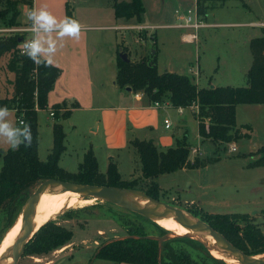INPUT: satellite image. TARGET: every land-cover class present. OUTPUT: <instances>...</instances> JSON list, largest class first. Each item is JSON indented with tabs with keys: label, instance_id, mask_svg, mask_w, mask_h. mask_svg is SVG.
Instances as JSON below:
<instances>
[{
	"label": "rangeland",
	"instance_id": "1",
	"mask_svg": "<svg viewBox=\"0 0 264 264\" xmlns=\"http://www.w3.org/2000/svg\"><path fill=\"white\" fill-rule=\"evenodd\" d=\"M220 2V0L208 1L206 14L199 15V18L208 26L198 30L199 39L197 42L183 40V33L194 32V30L183 27L184 21L180 19L182 15H189V10L192 12L191 15H194L196 7L193 0H167L166 8L170 13L161 19L157 18L156 12L147 11L144 15L146 21H149L150 24L160 25V27L148 29V32L156 34V44L149 37L148 32L139 29V27L132 29L133 33L130 30L113 28L118 24L114 15L113 0H71V7L81 23L96 27L89 31L96 38V44L92 49L97 47L94 55L101 65L98 74H103L109 82V86L117 74V44L121 43L123 39L128 43L127 47L130 53L126 58L129 57L133 61L141 59L152 50H157L160 73L171 71L192 76V69L200 65L202 67L201 85L207 86L209 79L213 76L212 79L215 83H232L237 87L247 86L248 80L244 73V67L248 62L252 64L253 61L250 40L261 34L260 26L255 23L264 22V0H225ZM1 5L2 3H0V9ZM18 7L20 15L17 20L20 25L0 24V29L30 27V22L26 18V12L30 10L29 6L19 5ZM253 22L254 24H251ZM173 25H178V27H173ZM18 33L25 35L27 39L32 36L31 33L21 31L6 32L5 35ZM9 58V54H4L0 58V97L2 98H11L13 95L12 82L15 75L7 68ZM231 75L235 76V79L229 80ZM96 86L99 90L101 81ZM166 103L170 104L167 101ZM49 109L50 106L39 112V120L43 129L38 150L39 158L42 161L47 160L51 151L47 139L49 137L50 140L51 136L44 131L52 120L55 121L50 116ZM196 112L195 109L187 107L180 114L176 108L171 106L164 118L163 114L160 115V124L157 125V128L154 127L157 129L156 132L154 131L155 136L172 134L174 137H178L179 129H181L179 125L182 124L181 121H184L186 132H182V135H187L191 144L190 159L194 160L197 156L208 159L203 167L180 169L156 177L154 180L161 188L159 199L168 204L182 207L191 214V211H197L200 214L201 212L251 214L264 233L262 216L264 168H254L250 165L255 159L253 153L264 145V109L256 112L254 106L241 105L238 111V127L241 128L244 136L227 144L200 139ZM13 117L16 122L18 118L14 114ZM165 118L171 123L169 129H165ZM247 125L252 128H248ZM254 128L261 138L254 134ZM128 134L129 141L125 147L117 146L119 148L106 151L98 148L99 171L101 173L107 172L111 162L118 165L122 172V179L126 181L132 180L129 172L141 171L139 154L130 144V140L139 136L134 131H128ZM120 143V141L113 142L114 145ZM233 145L236 146L235 151L231 150ZM81 147L80 144H75L74 147L71 145L61 158L60 166L69 172H77L84 157ZM7 149H9L8 145L0 142V153ZM193 149H196V152ZM2 165L1 158L0 170ZM140 175L141 177L136 175L133 179H138L139 187L146 190L150 185V180L142 177V171ZM95 204L97 202L94 199L75 198L56 206L47 215L46 218L49 217L47 221L55 220L58 224L71 229L73 231L71 243L43 255H30L25 253L24 249L18 264H46L49 261H52L53 264H110L108 261L95 257L97 248L104 242L124 237L128 224L143 226L147 232L156 233L151 222L134 215L131 211L108 202ZM197 217L200 218V216ZM3 224L0 230V240L2 239L0 249L3 246L7 248L6 240L11 237L14 230L12 228L5 232ZM163 228L170 231L164 236L184 235L171 227ZM173 245L180 247L175 243ZM188 250L193 255H197L194 250L190 248ZM211 254L215 256V254Z\"/></svg>",
	"mask_w": 264,
	"mask_h": 264
},
{
	"label": "trees",
	"instance_id": "2",
	"mask_svg": "<svg viewBox=\"0 0 264 264\" xmlns=\"http://www.w3.org/2000/svg\"><path fill=\"white\" fill-rule=\"evenodd\" d=\"M208 1L213 0H196L199 15L206 14ZM220 1L222 3L225 0ZM0 3H2L0 24L6 26L20 25L17 20L20 15L19 5L33 8V0H0ZM113 7L117 18L127 20L139 19L144 12L142 0L129 2L113 0ZM67 16L74 18L73 9L69 5ZM24 38L25 35L15 34L0 39V45L3 46L0 50V58L4 54L10 55L7 68L15 75L12 82L13 95L11 98H0V106L15 109L16 117L22 118L24 123L29 124L33 134L31 146L22 145L19 150L8 149L0 153V159L3 160L0 170V230L4 223L5 232L13 228L12 225L22 206L33 190L49 178L143 190L138 185V179L123 180L115 162L109 164L106 173H101L93 149H89L84 154L77 172H69L60 166V158L66 150V133L60 120L71 115L69 109L60 113L63 105H56L53 108L55 119L53 147L47 160H40L38 111L48 107V93L53 89L61 70L54 65L40 66L37 69L30 59L20 53ZM121 47L117 56L116 74V83L119 88L130 89L134 94L140 93L149 104L157 102L162 104L167 101L174 108L196 105L198 132L203 140L209 139L222 144L237 141L244 136L237 125V105L264 104V26H261V34L250 40L253 61L247 72V86L199 88L188 75L170 71L160 73L157 50H152L137 61L130 60L129 57V60L125 61L121 54L128 56L130 53L127 46L121 45ZM130 144L139 154L142 177L150 180L149 187L143 191L158 199L161 188L154 180L156 177L180 169L200 168L208 162V159H202L199 156L194 160L190 159L191 144L187 135L177 139L174 147L165 150L159 149L152 140L135 138L130 140ZM253 154L257 157L250 165L264 166V145ZM191 212L224 234L242 251L254 255L264 253V233L251 214ZM131 213L151 222L156 233L147 232L143 226L128 224L124 237L104 242L97 248L99 251L96 258L132 264H228L224 259L213 256L202 242L188 236H177L160 243L154 237L164 236L170 231L149 218L135 212ZM262 216L264 219V209ZM72 236L71 229L58 224L55 220L46 221L26 244L25 253L49 254L69 245ZM173 243L180 247L174 246ZM184 245L187 247L184 248ZM188 248L194 250L197 255H193ZM212 251L219 254L214 249Z\"/></svg>",
	"mask_w": 264,
	"mask_h": 264
},
{
	"label": "crops",
	"instance_id": "3",
	"mask_svg": "<svg viewBox=\"0 0 264 264\" xmlns=\"http://www.w3.org/2000/svg\"><path fill=\"white\" fill-rule=\"evenodd\" d=\"M118 1L129 2L131 0ZM193 1L195 2L196 7V0ZM142 3L144 5V12L141 14L139 19L132 18L127 20L125 18H117L114 10V15L116 20L118 21V24L113 28H122L131 31L136 27H142L145 31L148 32V29L160 27V25L150 24L149 21H146L144 15L147 11L151 10L152 12H156V14L158 15V19L165 17L170 13V11L168 12V8H166L167 0H142ZM68 5L71 7V0H33V8L39 9L40 7H45L57 18H63L67 16ZM74 19L79 21V19L75 15ZM259 23L264 24V22L262 21L255 23V25H258ZM251 24H254V22ZM81 25L83 26L81 38L79 40L65 38V40L63 41V47L59 48L54 56V66L58 67L61 70V73L57 78L53 89L48 93L47 97L48 106H50L49 110L53 109L56 105H63V108L60 109V113L65 111L66 109H69L71 111L70 117L60 120V123L63 125L64 131L66 133V150L62 154L61 158L64 156L65 152L69 150L71 145L72 147H74L75 144H80L82 145V156L89 149H93L99 165L98 148L106 151L119 148L117 146H127V142L129 141L128 131H134V133L137 134L139 136L138 138L140 139H151L158 148H168L171 146H175L177 139H180L185 135H182V132H186L184 121H181L182 124L179 125L181 129H179L178 137H174V135L172 134H166L167 136H155L154 131L156 132L157 129L155 128H157V125L160 124V115L163 114L162 117L164 118L171 105L168 103H163L160 106L149 104L144 99L143 95L136 96V94L128 89L121 90L116 83V76L114 77L115 80L113 79L110 82L111 86H109V82L104 78L103 74H98L100 73L99 68L101 67V65L98 62V58L94 55V51L97 50V47H94V49H92L94 44H96V38L89 31L93 30L96 27L86 25L85 23H81ZM173 27H178V25H173ZM259 28L261 33V26ZM131 32L133 33V31ZM191 33H193V31L183 33V40L187 42H197L199 39V33L197 34V38L195 40H190L189 34ZM148 35L156 44V34L154 35L153 33L148 32ZM136 41L138 42L139 40L137 39ZM121 45L127 46L128 43L123 39L121 40V43L117 44V56L120 48H122ZM250 66L251 63L248 62L246 67H244V73L246 75ZM194 70L198 72V75L195 76L192 73V76L189 77L192 78L193 82L199 88L208 86H235L232 83H215V81H213L212 79L213 76L209 79V83L207 86L201 85L202 67L199 65ZM233 79H235V76L231 75L229 80ZM100 81L101 87L99 86L98 90L96 84ZM241 105H244L246 107L254 106V111L256 112L262 111L264 109V104L237 105V125L239 124L238 111ZM191 108L195 109L194 107ZM9 109L13 110V114L16 115L15 109ZM176 109L180 114L184 111V108L182 110H180V108ZM40 111L41 110L38 111V147L39 140L41 138V130L43 129V125L39 120ZM16 122H18V120ZM54 123L55 121L52 120L51 124L47 125L46 129H44L47 135L50 134L51 136L50 140L49 137H47L50 149H52L54 142ZM169 128H171V126ZM169 128H166L165 126V129ZM248 128L252 127L248 126ZM254 134L257 137L261 138L257 135V130H255V128ZM200 139L202 138L200 137ZM115 141H120L121 143L119 145H114L113 142ZM256 157L257 156L255 155V158ZM254 168H264V166ZM118 170L122 177L121 170L119 168ZM140 174V170L129 172L130 179H133V177L135 178L136 175L137 177H141ZM105 261H108L110 264H132L126 262L119 263L110 260ZM46 264H53V262L49 261Z\"/></svg>",
	"mask_w": 264,
	"mask_h": 264
},
{
	"label": "water",
	"instance_id": "4",
	"mask_svg": "<svg viewBox=\"0 0 264 264\" xmlns=\"http://www.w3.org/2000/svg\"><path fill=\"white\" fill-rule=\"evenodd\" d=\"M2 47L3 46L0 45V50L2 49ZM121 57L125 61L129 60L128 58H126V54H121ZM50 188H55L61 191H72L79 194L81 198L94 199L96 202H108L117 205L125 210L140 214L154 222H156V217L173 218L176 219L182 227L189 231L184 235H174L172 233V237H154L157 238L160 243L177 236H188L202 242L208 248V250L211 251V253L212 249L218 250L222 254L233 257L239 262V264H264V253L254 255L242 251L241 249L236 247L230 240H228V238H226L224 234L214 229L206 221L197 216H194L182 207L163 202L158 198H154L148 195L146 192L140 189L110 185L83 184L72 181H64L57 178H49L42 181L22 206V209L19 212L16 220L22 215L23 225L11 248L10 253L12 261L9 264H18L19 259L23 255L26 244L40 229H35L34 213L42 195ZM132 197L143 198L148 201V205L143 206L133 200ZM196 235L211 236L214 239L215 243L213 246H210L203 239L195 237ZM98 251L99 250H97L95 257L98 254Z\"/></svg>",
	"mask_w": 264,
	"mask_h": 264
},
{
	"label": "clouds",
	"instance_id": "5",
	"mask_svg": "<svg viewBox=\"0 0 264 264\" xmlns=\"http://www.w3.org/2000/svg\"><path fill=\"white\" fill-rule=\"evenodd\" d=\"M26 18L30 22L32 36L22 43V55L30 59L37 69L54 65V56L63 47L65 38H81L83 26L78 20L68 16L57 18L45 7L28 10ZM0 142L12 151L19 150L22 145L29 147L33 142L31 126L16 123L13 110L7 106H0Z\"/></svg>",
	"mask_w": 264,
	"mask_h": 264
},
{
	"label": "bare ground",
	"instance_id": "6",
	"mask_svg": "<svg viewBox=\"0 0 264 264\" xmlns=\"http://www.w3.org/2000/svg\"><path fill=\"white\" fill-rule=\"evenodd\" d=\"M75 198H81L79 194L74 193L72 191H61L57 190L55 188L48 189L41 197L37 207L36 211L34 213V224L35 229H39L49 218H46L47 215L59 204L68 201L73 200ZM133 200L138 202L139 204L143 206L148 205V201L140 198V197H132ZM156 223L163 227H171L172 229H175V231L179 232L180 234L184 233L187 234L189 231L182 227L180 223L173 218H166V217H156ZM23 220L22 215L18 217L14 224V230L9 239L6 240V244L8 245L7 248L5 246L1 247L0 249V264H9L12 261L11 257V248L13 246V243L15 241V238L19 234V232L22 229ZM19 226V227H18ZM19 228V229H18ZM197 238H204L211 246L214 245V239L211 236H205V235H196ZM215 250V249H214ZM219 254H215L216 257L224 259L228 264H239L237 260H235L233 257L225 255L220 253L218 250H216ZM213 252V251H212ZM218 255V256H217Z\"/></svg>",
	"mask_w": 264,
	"mask_h": 264
},
{
	"label": "built area",
	"instance_id": "7",
	"mask_svg": "<svg viewBox=\"0 0 264 264\" xmlns=\"http://www.w3.org/2000/svg\"><path fill=\"white\" fill-rule=\"evenodd\" d=\"M191 13L192 12H190V10H189V15H182V16H180V19L181 20H183L184 21V24H183V27H186V28H190V29H193L194 30V32L193 33H191V34H189V39L190 40H195L196 38H197V32H198V30L200 29V28H203V27H206V26H208V24H206V23H204L199 17V14H198V12H197V8H196V12L194 13V15L192 16L191 15ZM259 26H264V24L263 23H259L258 24ZM29 28L30 27H28V28H6V29H0V39L1 38H3V37H7V36H10V35H5V33L6 32H11V31H21V32H23V33H31L30 32V30H29ZM139 29H141V30H144L142 27H139ZM19 34V33H18ZM21 35V34H20ZM31 38V37H30ZM30 38H28V39H30ZM27 38H26V36H25V38H24V40H23V42L25 41V40H28ZM22 42V43H23ZM20 53H22V49L20 48ZM192 73L196 76V75H198V72L196 71V70H194V69H192ZM139 95H141L140 93H137L136 94V96H139ZM166 103V102H165ZM163 104V103H162ZM154 105H156V106H160L161 105V103H155ZM192 107H194L195 108V110L197 111V106L196 105H193ZM183 108H180V110H182ZM50 112V116H52V117H54V109H51V110H49ZM18 122H19V124L20 123H24V121H23V119L22 118H18ZM165 126H166V128H169L170 126H171V123L166 119L165 120ZM231 150L232 151H235L236 150V146H232L231 147ZM193 151H195L196 152V149H193Z\"/></svg>",
	"mask_w": 264,
	"mask_h": 264
}]
</instances>
